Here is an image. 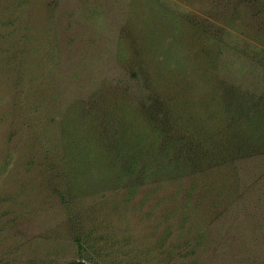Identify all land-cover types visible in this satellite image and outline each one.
<instances>
[{
    "label": "rangeland",
    "instance_id": "rangeland-1",
    "mask_svg": "<svg viewBox=\"0 0 264 264\" xmlns=\"http://www.w3.org/2000/svg\"><path fill=\"white\" fill-rule=\"evenodd\" d=\"M152 100L260 136L264 0H0V264H264L263 183L196 221L185 183L65 144L143 131Z\"/></svg>",
    "mask_w": 264,
    "mask_h": 264
},
{
    "label": "trees",
    "instance_id": "trees-1",
    "mask_svg": "<svg viewBox=\"0 0 264 264\" xmlns=\"http://www.w3.org/2000/svg\"><path fill=\"white\" fill-rule=\"evenodd\" d=\"M152 101L143 131L134 128L132 123L129 127L128 124L120 123L116 127L114 139L103 137L94 141L76 137L65 139V144L75 147L98 142L102 146L111 145L109 153L102 155L104 161L110 157L118 161L120 156L126 154L130 164H125V171L137 169L138 165L146 161L149 167L142 169L143 175H164L165 182L185 183L180 208L183 211L193 201L192 210L196 221H200V217L224 220L238 202L243 204L250 200L249 195L260 189L257 184L264 185V174H258L260 164L255 165L264 158V131L259 133L260 136H255L251 125L248 130H243L240 128L242 122H230L221 125L219 130L204 132L206 128L201 129L190 120L184 123L185 118L171 103L164 104L162 109L159 101ZM245 123L249 124L248 121ZM179 126L185 128L183 134L177 133ZM129 128L134 132L133 135L127 134ZM144 140L148 141V148L136 150V145ZM157 142L159 146L155 148ZM72 158H76L75 155ZM154 161L157 164L153 165ZM249 165L257 167L246 176V169L252 167ZM257 176H261L263 181ZM66 264L86 263L74 259Z\"/></svg>",
    "mask_w": 264,
    "mask_h": 264
}]
</instances>
